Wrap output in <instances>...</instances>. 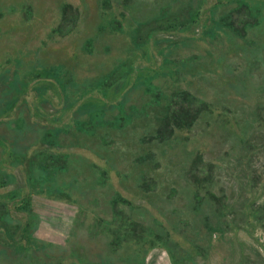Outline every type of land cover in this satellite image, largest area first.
Returning a JSON list of instances; mask_svg holds the SVG:
<instances>
[{
    "label": "rangeland",
    "instance_id": "1",
    "mask_svg": "<svg viewBox=\"0 0 264 264\" xmlns=\"http://www.w3.org/2000/svg\"><path fill=\"white\" fill-rule=\"evenodd\" d=\"M0 264H264V0H0Z\"/></svg>",
    "mask_w": 264,
    "mask_h": 264
}]
</instances>
